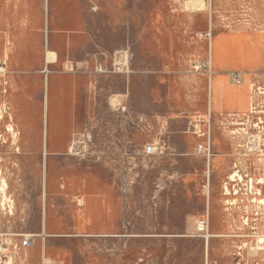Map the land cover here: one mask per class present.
<instances>
[{
  "label": "rangeland",
  "instance_id": "374dc122",
  "mask_svg": "<svg viewBox=\"0 0 264 264\" xmlns=\"http://www.w3.org/2000/svg\"><path fill=\"white\" fill-rule=\"evenodd\" d=\"M203 1L0 0V264H205L203 216L210 264L255 240L264 73L216 111L208 46L264 0Z\"/></svg>",
  "mask_w": 264,
  "mask_h": 264
},
{
  "label": "crops",
  "instance_id": "0c3cea01",
  "mask_svg": "<svg viewBox=\"0 0 264 264\" xmlns=\"http://www.w3.org/2000/svg\"><path fill=\"white\" fill-rule=\"evenodd\" d=\"M215 46L219 51L217 56L214 53ZM236 48L243 50L240 57L235 52ZM208 53L209 65L214 71L210 73L209 78L208 102L214 110L225 111V108L230 105L228 102L230 97H227L225 92L227 87L231 89L239 87L245 94L247 92L248 76L264 73V31H248L244 28H236L225 32H215L210 38ZM234 74L239 77V84L233 82L232 75ZM245 99L246 95L243 102L236 106V111L245 108ZM209 233L212 235L211 239L225 240L223 236L211 233L210 224ZM208 241L207 243L203 241L206 252L205 264H210L208 261Z\"/></svg>",
  "mask_w": 264,
  "mask_h": 264
},
{
  "label": "built area",
  "instance_id": "2783aa9c",
  "mask_svg": "<svg viewBox=\"0 0 264 264\" xmlns=\"http://www.w3.org/2000/svg\"><path fill=\"white\" fill-rule=\"evenodd\" d=\"M2 68L0 67V70ZM257 78L253 79V85L257 84L259 82L264 83V76H256ZM232 80L235 84H239L240 80L239 77L234 74L232 75ZM200 123H195L193 126V133L199 134L198 136L204 137L205 134H200ZM209 149L206 148L204 144H200L197 146L196 151L200 154H206L209 155ZM255 195V196H254ZM250 197V202L255 203L257 197H259V192L254 194ZM264 199L259 200L258 204L261 205V208L259 206L255 207L256 210L254 211V222H251L250 229L252 232L253 237L255 238L254 241H249L250 236L245 235H233L234 238H237L238 240H234L233 242V264H264V235H259L255 233L258 231L259 224L257 225L256 221L258 219L263 220L264 222ZM262 211V212H260ZM253 214V213H251ZM255 223V224H254ZM263 226V225H262ZM248 227L247 218L242 221V226L239 229V231H242V229H246ZM264 227V226H263ZM195 238L201 239L204 241V243H207L209 239L212 238V235L209 233V220L207 216H203L199 219H197L194 223V233L192 235ZM29 240L24 239L23 245H28Z\"/></svg>",
  "mask_w": 264,
  "mask_h": 264
},
{
  "label": "bare ground",
  "instance_id": "6f19581e",
  "mask_svg": "<svg viewBox=\"0 0 264 264\" xmlns=\"http://www.w3.org/2000/svg\"><path fill=\"white\" fill-rule=\"evenodd\" d=\"M188 8L190 11L194 12H202L205 10V4L204 1L202 0H197V1H191L189 0L188 2ZM264 203V202H263Z\"/></svg>",
  "mask_w": 264,
  "mask_h": 264
}]
</instances>
